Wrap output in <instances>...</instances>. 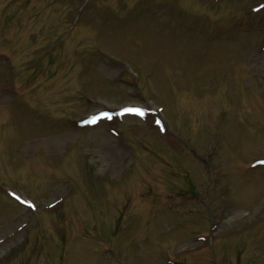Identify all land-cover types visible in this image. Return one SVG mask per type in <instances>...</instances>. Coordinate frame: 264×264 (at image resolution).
<instances>
[{"label":"rangeland","instance_id":"obj_1","mask_svg":"<svg viewBox=\"0 0 264 264\" xmlns=\"http://www.w3.org/2000/svg\"><path fill=\"white\" fill-rule=\"evenodd\" d=\"M0 264H264V0H0Z\"/></svg>","mask_w":264,"mask_h":264},{"label":"bare ground","instance_id":"obj_2","mask_svg":"<svg viewBox=\"0 0 264 264\" xmlns=\"http://www.w3.org/2000/svg\"><path fill=\"white\" fill-rule=\"evenodd\" d=\"M59 139V137H57V138H54V140H55V142H57V140ZM16 232L15 231H13L11 234H10V236H12L13 234H15Z\"/></svg>","mask_w":264,"mask_h":264},{"label":"snow or ice","instance_id":"obj_3","mask_svg":"<svg viewBox=\"0 0 264 264\" xmlns=\"http://www.w3.org/2000/svg\"><path fill=\"white\" fill-rule=\"evenodd\" d=\"M131 111H137V112H139V110H131Z\"/></svg>","mask_w":264,"mask_h":264}]
</instances>
